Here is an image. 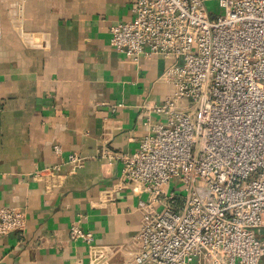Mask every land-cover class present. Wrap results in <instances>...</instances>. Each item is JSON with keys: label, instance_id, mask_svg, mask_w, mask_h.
<instances>
[{"label": "crops", "instance_id": "0c3cea01", "mask_svg": "<svg viewBox=\"0 0 264 264\" xmlns=\"http://www.w3.org/2000/svg\"><path fill=\"white\" fill-rule=\"evenodd\" d=\"M134 2L0 0V206L25 219L23 231L0 236V264H88L72 225L120 249L106 264L130 261L147 196L121 184L118 158L148 132L140 106L171 91L157 82L168 61L134 62L109 44ZM205 4L215 16V1Z\"/></svg>", "mask_w": 264, "mask_h": 264}, {"label": "built area", "instance_id": "2783aa9c", "mask_svg": "<svg viewBox=\"0 0 264 264\" xmlns=\"http://www.w3.org/2000/svg\"><path fill=\"white\" fill-rule=\"evenodd\" d=\"M206 1H215L221 14L209 15ZM131 14L110 28V46L134 62L168 61L157 82L171 91L159 104L140 106L148 132L132 156L118 158L121 184L147 196L127 264H258L264 256V0H135ZM151 115L162 119L152 124ZM80 162L67 157L74 167ZM24 226L21 211L0 206V236ZM69 238L87 245L88 264H106L120 253L96 246L76 225Z\"/></svg>", "mask_w": 264, "mask_h": 264}, {"label": "rangeland", "instance_id": "374dc122", "mask_svg": "<svg viewBox=\"0 0 264 264\" xmlns=\"http://www.w3.org/2000/svg\"><path fill=\"white\" fill-rule=\"evenodd\" d=\"M215 13V14H213ZM211 14L217 16L221 14V11L216 7V5L214 4V7L212 8ZM165 190V189H164Z\"/></svg>", "mask_w": 264, "mask_h": 264}]
</instances>
